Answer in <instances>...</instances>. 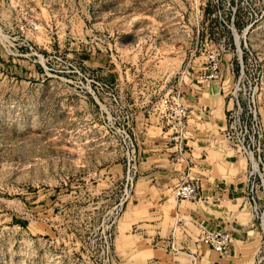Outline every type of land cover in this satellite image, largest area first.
I'll return each mask as SVG.
<instances>
[{"label":"rangeland","instance_id":"obj_1","mask_svg":"<svg viewBox=\"0 0 264 264\" xmlns=\"http://www.w3.org/2000/svg\"><path fill=\"white\" fill-rule=\"evenodd\" d=\"M219 46L264 136V0H0V264H193L173 193L137 199L133 99L181 97ZM234 149L264 264V138L258 171Z\"/></svg>","mask_w":264,"mask_h":264},{"label":"crops","instance_id":"obj_2","mask_svg":"<svg viewBox=\"0 0 264 264\" xmlns=\"http://www.w3.org/2000/svg\"><path fill=\"white\" fill-rule=\"evenodd\" d=\"M196 76L192 75L180 97L188 116L179 140L174 139L173 129L154 110L152 101L140 96L133 99L138 160L143 165L136 185L137 199L148 208L165 204L188 174L199 184V199L182 212L174 198L175 218L183 225L191 222L197 230L200 226L225 230L232 242L226 253L217 255L200 242L199 233H186V255L199 264H251L259 232L244 197L247 162L238 158L223 136L227 113L232 109L234 80L226 69L220 81L204 83ZM155 111L158 118H153Z\"/></svg>","mask_w":264,"mask_h":264},{"label":"built area","instance_id":"obj_3","mask_svg":"<svg viewBox=\"0 0 264 264\" xmlns=\"http://www.w3.org/2000/svg\"><path fill=\"white\" fill-rule=\"evenodd\" d=\"M223 50V46H219V48H214L209 51L206 55L204 66L199 68L196 77L200 82L204 83L209 81H220L225 69L231 72L230 74L234 80V89L233 92H230L232 109L229 110L228 116L226 117L227 126L223 130V136L232 147L236 148L241 155L247 158L251 165L250 168L255 171L253 169V164L255 163L257 168L259 164H261V157L259 154L261 141L264 138L263 129L258 119L255 105L249 101L244 104L243 99L239 98L241 91L240 84L243 82L244 75L241 54H238L236 58L234 54H232L231 57L225 61ZM157 110L165 122L173 129V134H175L174 139L179 140L183 131V123L188 116V110L181 102L180 96H162L158 101ZM234 132L237 135L236 137H234ZM126 137L130 143L131 154L134 156L135 146L133 145L130 134L126 133ZM178 143L179 153L182 154L180 141ZM253 178H255V175L253 172H249L246 184L247 191L251 192L254 188L253 182L251 181ZM199 192L200 187L198 182L189 177L188 174H185L180 184L174 188L173 197L180 202L195 201L199 199ZM251 200L254 201L253 198H251ZM198 232L200 242L217 255L226 253L231 245V234L225 230L207 229L200 226ZM192 263L196 264L195 258L192 259Z\"/></svg>","mask_w":264,"mask_h":264},{"label":"bare ground","instance_id":"obj_4","mask_svg":"<svg viewBox=\"0 0 264 264\" xmlns=\"http://www.w3.org/2000/svg\"><path fill=\"white\" fill-rule=\"evenodd\" d=\"M251 159H252V158H251ZM253 169H254L255 171H257V166H256L255 163L253 164Z\"/></svg>","mask_w":264,"mask_h":264}]
</instances>
